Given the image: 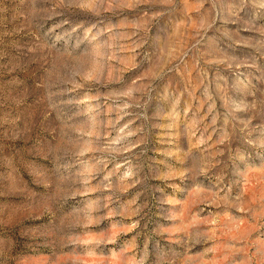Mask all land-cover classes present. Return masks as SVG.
I'll use <instances>...</instances> for the list:
<instances>
[{
    "label": "rangeland",
    "instance_id": "374dc122",
    "mask_svg": "<svg viewBox=\"0 0 264 264\" xmlns=\"http://www.w3.org/2000/svg\"><path fill=\"white\" fill-rule=\"evenodd\" d=\"M0 264H264V0H0Z\"/></svg>",
    "mask_w": 264,
    "mask_h": 264
}]
</instances>
